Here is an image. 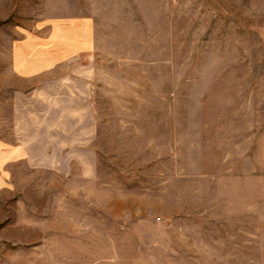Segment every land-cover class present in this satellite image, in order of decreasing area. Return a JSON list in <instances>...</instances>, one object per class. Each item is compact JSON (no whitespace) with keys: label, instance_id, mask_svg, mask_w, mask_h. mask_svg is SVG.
Returning a JSON list of instances; mask_svg holds the SVG:
<instances>
[{"label":"rangeland","instance_id":"374dc122","mask_svg":"<svg viewBox=\"0 0 264 264\" xmlns=\"http://www.w3.org/2000/svg\"><path fill=\"white\" fill-rule=\"evenodd\" d=\"M190 3L61 6L113 25L82 114L143 121L20 178L0 264H264V0Z\"/></svg>","mask_w":264,"mask_h":264},{"label":"crops","instance_id":"0c3cea01","mask_svg":"<svg viewBox=\"0 0 264 264\" xmlns=\"http://www.w3.org/2000/svg\"><path fill=\"white\" fill-rule=\"evenodd\" d=\"M70 1L0 0V45L5 46L0 49V214L15 199L18 180L27 173L65 170L58 165L74 160L78 165L82 160L76 156L81 154L91 156L82 169L94 171L98 156L110 153L111 142L103 134L111 128L103 124L143 121L124 116L111 120L88 110L82 114L81 108L93 106L101 90L94 83L92 59L109 49L113 25H101L96 12H64L61 6H187L191 2L100 0L86 5L76 0L72 5ZM49 6H56V11ZM54 77L56 84L51 85L49 78ZM93 140L99 141L89 145Z\"/></svg>","mask_w":264,"mask_h":264}]
</instances>
